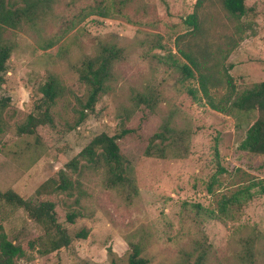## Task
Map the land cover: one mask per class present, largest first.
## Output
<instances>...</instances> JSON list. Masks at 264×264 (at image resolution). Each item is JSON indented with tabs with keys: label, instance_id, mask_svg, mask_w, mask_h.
<instances>
[{
	"label": "rangeland",
	"instance_id": "obj_1",
	"mask_svg": "<svg viewBox=\"0 0 264 264\" xmlns=\"http://www.w3.org/2000/svg\"><path fill=\"white\" fill-rule=\"evenodd\" d=\"M246 3L248 11L234 15L223 0H52L39 18L6 29L15 48L1 89L12 99L0 135V190L13 188L29 197L94 136L116 133L120 113L133 107L136 91L154 88L159 93L156 112L140 105L127 120L131 132L119 140L134 166V201L126 203L105 188L99 172L86 171L82 177L85 215L67 226L89 229L87 238L41 256L27 243L43 233L41 226L23 209L0 208V223L26 248L22 264H127L132 243L143 247L145 264H188L199 252L194 251L196 238L206 240L203 264H264V154L240 149L257 115L233 107L245 88L264 80V0ZM100 7L109 15H101ZM194 12L196 26L185 21ZM157 39L164 47H155ZM101 42L125 47L124 58L115 65L113 87L89 117L66 130L87 93L77 67ZM174 60L189 63L194 75L175 71ZM49 72L69 90L52 107L58 133L39 125L38 142L35 136L20 134L17 125L33 111ZM165 119L189 135L187 150L178 151L182 156L145 153ZM55 135H63L59 143H54ZM218 163L225 171L219 172ZM244 186L263 191L250 199L236 221L188 217L196 203L217 212L222 195ZM54 199L65 217L70 199L64 193ZM183 217L190 230L180 235Z\"/></svg>",
	"mask_w": 264,
	"mask_h": 264
},
{
	"label": "trees",
	"instance_id": "obj_2",
	"mask_svg": "<svg viewBox=\"0 0 264 264\" xmlns=\"http://www.w3.org/2000/svg\"><path fill=\"white\" fill-rule=\"evenodd\" d=\"M201 1V0H199ZM52 0H0V135L4 130V111L11 103V95L1 93L5 75L8 70V60L12 54L15 43L5 36L8 27L17 28L26 21H33L46 11ZM227 10L234 15H244L248 11L246 0H223ZM101 15H109L106 7H100ZM189 24L197 25V13H190L185 18ZM155 47H164L160 39L155 40ZM125 47L117 42H101L98 50L93 55H85L80 61L77 71L79 79L86 84L87 93L80 100L78 115L72 123H66V130L79 125L94 111L101 96L109 92L116 79L115 65L124 58ZM190 61L195 60L188 55ZM175 71H180L186 76H193L194 70L189 63L173 61L171 65ZM201 87L205 94L208 88L202 79ZM68 87L54 72H49L40 86L41 96L35 100L33 111L27 115L24 122L17 125L20 134L35 136L40 141L37 127L46 125L51 132L57 134L56 123L52 115L54 107L62 96L68 92ZM195 92L194 89H190ZM159 93L154 88L138 90L133 95V107L124 109L120 113L119 127L114 134L101 132L94 136L76 155L65 163L57 173L45 182L41 183L34 193L29 197L20 195L13 188L0 190V208L23 209L28 217L43 229V233L35 239L29 240V250H35L39 255H49L62 248H68L77 238H87L89 229L84 227L70 229L68 222H75L79 216L85 215L83 211L82 197L86 195L83 188L82 177L86 171L99 172L103 178V186L115 191L124 201L132 203L137 194V181L134 166L131 160L123 154L119 140L131 132L127 126V120L137 112L140 105L156 112ZM233 107L239 111L255 113L256 119L247 127L246 137L240 144V149L253 154H264V80L255 82L252 86L245 88L233 101ZM165 119L159 131L151 136L145 153L147 155L166 157L168 153L183 155L178 151L187 150L185 141L188 134L174 129ZM63 135H55L54 143H59ZM178 152V153H176ZM216 156L219 158V149L215 148ZM219 172L225 171L224 167L217 164ZM216 176V175H215ZM212 183H209L208 189ZM263 191H251V186L236 189L229 195H222L218 211L196 203L194 214L188 217L195 221L200 218H224L236 221L242 214L244 207L255 194ZM65 194V199H70L65 217L59 215L55 195ZM190 230L188 220L182 218V229L180 235H185ZM23 243L13 238L0 223V264H22L20 261L26 255ZM198 250L194 261L188 264H203L206 258V240L196 238L194 251ZM143 247L139 243H132L127 254V264H145L146 259L141 255ZM115 264V263H113Z\"/></svg>",
	"mask_w": 264,
	"mask_h": 264
}]
</instances>
